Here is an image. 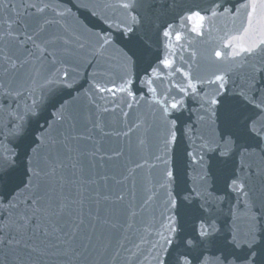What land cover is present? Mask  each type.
Returning <instances> with one entry per match:
<instances>
[{"label":"snow or ice","instance_id":"6c2138e0","mask_svg":"<svg viewBox=\"0 0 264 264\" xmlns=\"http://www.w3.org/2000/svg\"><path fill=\"white\" fill-rule=\"evenodd\" d=\"M168 7L0 0V264H264V0Z\"/></svg>","mask_w":264,"mask_h":264},{"label":"water","instance_id":"95a60500","mask_svg":"<svg viewBox=\"0 0 264 264\" xmlns=\"http://www.w3.org/2000/svg\"><path fill=\"white\" fill-rule=\"evenodd\" d=\"M153 4V10L152 14L149 15L148 13H142L145 15V21L142 29H139L137 32V37L139 42H144L148 45L147 50V56L149 58L154 57L157 55L161 50L158 47L157 43V37H156V31H155V24L158 22L157 17H165L166 14L170 15L171 10L169 9V5L172 3V0H151ZM185 2H191V0H185ZM75 10V9H74ZM81 18L85 20L86 23H89L90 26L95 25L96 30H104L108 31L107 27L100 23L96 18L89 16L87 13L82 12ZM114 36H118L119 34L115 32V30H112ZM118 46H123L119 44V41H117ZM91 71V69H89ZM166 87V85H165ZM4 99L0 98V103H3ZM186 103L189 109L196 108L198 106V103L195 99L189 97L186 98ZM110 106V105H109ZM125 110H127V106L125 105ZM137 112H143L147 114V109L143 106L139 109H133L131 111L129 119H135ZM46 115V113H41V116ZM180 115V114H177ZM189 115L188 112L183 113L182 119L186 118ZM150 119V116L148 117ZM195 117L193 116V119ZM8 119L6 114L0 113V122L6 121ZM39 118H34L33 123H35V120ZM42 122V121H41ZM118 143V141H117ZM217 187H220V185H217ZM229 207V201L226 200L223 204V210L226 212ZM221 221H223V215L220 217ZM209 257L215 254V250L211 247L208 249Z\"/></svg>","mask_w":264,"mask_h":264}]
</instances>
